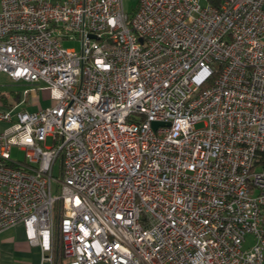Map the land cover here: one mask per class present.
<instances>
[{"label": "built area", "instance_id": "built-area-1", "mask_svg": "<svg viewBox=\"0 0 264 264\" xmlns=\"http://www.w3.org/2000/svg\"><path fill=\"white\" fill-rule=\"evenodd\" d=\"M0 73L52 101L0 107V233L39 264L56 202L65 264H264V0H1Z\"/></svg>", "mask_w": 264, "mask_h": 264}, {"label": "crops", "instance_id": "crops-1", "mask_svg": "<svg viewBox=\"0 0 264 264\" xmlns=\"http://www.w3.org/2000/svg\"><path fill=\"white\" fill-rule=\"evenodd\" d=\"M52 1L63 2L65 0ZM8 80L13 81L7 75L0 73V107H7L3 106V100L10 103L8 101V96L2 93V89L6 88ZM11 94L14 93L11 92ZM16 96L17 95H14V100ZM41 98L46 99L42 94ZM13 103H15V101ZM13 103L10 104L13 106ZM18 108L25 110L19 106V104ZM40 259V248L38 246H31L26 241L24 228L21 224L8 228L0 233V264H39Z\"/></svg>", "mask_w": 264, "mask_h": 264}, {"label": "rangeland", "instance_id": "rangeland-1", "mask_svg": "<svg viewBox=\"0 0 264 264\" xmlns=\"http://www.w3.org/2000/svg\"><path fill=\"white\" fill-rule=\"evenodd\" d=\"M138 0H123L124 8L127 10V12H132L136 5ZM62 46L65 49L68 50H74L79 51L80 49V42L78 40H65L62 41ZM24 90H29L30 93L26 97L22 95ZM14 93V94H11ZM2 93L6 94L8 96V101L10 103L14 102V95H17L20 97V104L23 109L26 111H35L39 109H45L47 107H50L52 105V101L48 98L42 99L41 94L37 93V87H33L31 84L23 83V82H13L11 80L7 81V86L5 89H2ZM25 101V102H24ZM14 104V103H13ZM15 105V104H14ZM18 106V105H17ZM21 109V108H20ZM201 125L196 126L197 129L201 128ZM52 145V141L49 139L46 142V146L50 147ZM10 159L14 162H22L24 161V152L20 151L17 147H13L10 152ZM53 177H59V160L56 161L53 171H52ZM55 185H52V195H56L55 192ZM247 241L250 242V238H247Z\"/></svg>", "mask_w": 264, "mask_h": 264}, {"label": "trees", "instance_id": "trees-1", "mask_svg": "<svg viewBox=\"0 0 264 264\" xmlns=\"http://www.w3.org/2000/svg\"><path fill=\"white\" fill-rule=\"evenodd\" d=\"M212 1V0H210ZM15 105L20 104L19 96L15 98ZM13 104V106H15ZM3 106L10 107L12 104L3 100ZM259 165H264V153L260 154ZM61 203L56 202L54 204V211H53V221H54V242H53V257H54V264H65L64 257H63V244L61 240L60 233L58 231V226L60 224V218L62 216L61 212Z\"/></svg>", "mask_w": 264, "mask_h": 264}, {"label": "water", "instance_id": "water-1", "mask_svg": "<svg viewBox=\"0 0 264 264\" xmlns=\"http://www.w3.org/2000/svg\"><path fill=\"white\" fill-rule=\"evenodd\" d=\"M89 38H91V39H96V37H95V36H92V35H90ZM161 125H163V124H162V123H158V122H153V123H152V127H153V128H156L157 126H161ZM167 125H168V124H167Z\"/></svg>", "mask_w": 264, "mask_h": 264}]
</instances>
